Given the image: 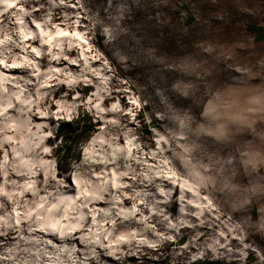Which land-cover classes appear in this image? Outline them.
Masks as SVG:
<instances>
[{"label":"rangeland","instance_id":"1","mask_svg":"<svg viewBox=\"0 0 264 264\" xmlns=\"http://www.w3.org/2000/svg\"><path fill=\"white\" fill-rule=\"evenodd\" d=\"M0 90L20 121L0 174H21L0 180V264H264V0H0ZM82 110L97 126L59 174Z\"/></svg>","mask_w":264,"mask_h":264},{"label":"trees","instance_id":"2","mask_svg":"<svg viewBox=\"0 0 264 264\" xmlns=\"http://www.w3.org/2000/svg\"><path fill=\"white\" fill-rule=\"evenodd\" d=\"M23 2H25V3L34 2V0H21V3H23ZM14 8L15 7H12V9H14ZM61 9H62L61 7L56 8V10H59V11ZM45 10H46V6H41L37 9H35L33 11V13L36 15V14H39L40 12H44ZM73 19H74V17H72L70 15V13H64V14H61V16L55 17L53 21L56 22V21L61 20V21H63V22H61V24L65 25L67 27H71ZM78 26L80 28L81 25L79 24ZM36 37L38 38V36L29 37V41H32V43H37L38 39ZM63 49H64L63 51L65 52L64 55H74L76 51L80 50V47L76 44H73L70 46H64ZM57 50H58L57 47L53 48L54 52H56ZM95 57H96L95 61L98 59H102L100 57H97V54H95ZM57 59H61V61H63V62L67 61L66 57H61V58L58 57ZM85 59L87 60V58H85ZM81 60H83V59H81ZM70 64L72 65V67H77V66L81 65V64H79V62H72ZM8 86H9V88L11 87L10 84H8ZM10 90H12V87ZM10 90L8 92L0 90V109H6V112L11 114V115H7V117L4 116V114H3L1 119L2 118L3 119L4 118H10L11 119V127L16 132H18L19 127H20V121H19V119L13 118V116H12L14 111H16V109L15 108L10 109V105L16 104V100H14V97H13L14 102H12V100H10L11 99L9 97ZM21 97H23V93L17 95V98H21ZM113 113H116V115L120 116L121 118L124 117L123 109H118L117 111H115ZM0 121H2V120H0ZM96 126H97V123L94 121L93 117L88 112H86V110H82L77 115L76 118H73L71 120H67V119L59 120L58 126H57L56 139L60 142L54 150V156L56 157L57 168H58L59 174H64V173L70 172L74 163L79 162V160L81 159V152H82L83 146L91 138L92 132L95 131ZM28 128H30V126H28ZM44 136H45V138L49 137L48 134L44 135ZM138 166H139V164H136L134 166L133 171L129 172V174H131L129 178L133 179L134 176H137V173H134V172H136V169H138ZM7 174L9 175V177L21 175V174L20 175L16 174L14 172H10ZM2 176L3 175L0 174V180L2 179ZM133 180H135V184H137L138 179L134 178ZM156 183L157 182L154 181L151 185H154ZM129 187H130V184H128L127 186H122V190L129 188ZM124 192H125V190H124ZM26 195H27V193L24 194V196H26ZM129 198L130 197H125L121 200V202L122 203H128ZM73 200H75V198H73ZM92 203L102 205V204L107 203V201L106 200H98V201L94 200ZM7 205H8V202H5L4 206L0 205V208L4 209ZM90 206H92V204H90ZM27 216H29V215H26V217ZM50 218H51V225H54L55 224L54 215H52ZM213 224L215 227L216 224L215 223H213ZM85 226H86V224L84 225L83 228H85ZM0 227H2L1 224H0ZM83 228H81L80 230H84ZM200 230L202 232L201 237H203V236L208 234L210 228H208L206 225H204V226H202V228ZM37 231H39V229H37ZM62 233L65 235L59 237V240L63 242V241L71 240L72 237H74L75 235L78 234V231L71 228V231L62 232ZM236 241H237V238H233L229 244L234 245L236 243ZM110 256L111 255H108V257H110ZM128 260L132 264H172L171 262H169L168 256H162V257L156 258L154 260H141V258L130 256V257H128ZM249 262H251V261H249ZM189 264H228V262L226 260L219 259V258L218 259H209V258L200 257V258H196V259L190 261Z\"/></svg>","mask_w":264,"mask_h":264},{"label":"bare ground","instance_id":"3","mask_svg":"<svg viewBox=\"0 0 264 264\" xmlns=\"http://www.w3.org/2000/svg\"><path fill=\"white\" fill-rule=\"evenodd\" d=\"M4 112H6V109H0V120H2L0 121V153L2 150H6L7 152L6 156L10 157V155H12L11 148H14L13 146L14 143L18 141V136L13 134L16 131L11 126L10 127L8 126V124L11 123V119L10 118L1 119ZM2 129H4L3 132H1ZM2 135H4L3 138ZM27 152L29 151L27 150ZM3 178L11 179L12 177H9V175L6 173L4 174V176H2V179Z\"/></svg>","mask_w":264,"mask_h":264}]
</instances>
